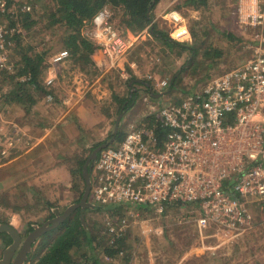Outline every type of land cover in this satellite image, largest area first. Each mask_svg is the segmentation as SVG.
<instances>
[{
  "label": "rangeland",
  "instance_id": "obj_1",
  "mask_svg": "<svg viewBox=\"0 0 264 264\" xmlns=\"http://www.w3.org/2000/svg\"><path fill=\"white\" fill-rule=\"evenodd\" d=\"M184 1L164 0L165 10L153 23L172 39L187 46L194 43L190 28L193 25L203 27L210 36L209 41H213V46L224 50L222 57L207 56L204 42L196 46V51L190 47L188 50H181L177 46L169 48L162 41L155 39L146 28L139 34L127 31L125 36L130 37L133 45L118 67H112L108 58V66L105 70L100 69L101 63L97 64L99 72H93L90 66H83L81 62L71 58H68L66 63L54 67L57 76L66 73L78 77V83L73 84L71 80L69 85L76 92L74 96L79 94L80 101L85 102L84 106L91 109L88 110L92 113L87 115L88 120L95 116L97 119L101 118L91 125L79 122L77 133L80 137L75 139H72L70 133H66L65 130L61 131L60 143L65 146H60L58 149L62 151L60 153L66 164L75 169L78 160L88 158L98 143L110 141L117 118L122 111L124 114L119 131L123 129L127 133L133 126L146 121L149 113L154 111L153 107L156 108L159 104L169 105L193 91L201 90L214 76L252 57L261 41L264 45V23L256 26L242 23L236 12V1L208 0L205 8L187 6ZM43 3L12 0L10 4L14 6L16 16L22 10L28 11L24 7L30 5L36 8L33 12L34 17L44 18L36 19L38 25H34L29 31L24 30L18 20L13 26L17 27L18 33L24 34L22 38L24 47L34 46L36 51L50 49L44 64L51 67V57L55 53L61 50L69 52V50L61 40L64 27L51 26L48 19L50 11ZM109 8L112 11L111 21L114 25L120 26L121 13L110 6ZM170 10L181 13L183 17L181 24L170 25V22L163 17ZM87 24L82 28L83 35ZM185 25L190 32L188 40H183L187 35L184 33L187 32ZM229 32L232 33L233 38L226 37ZM93 59L99 62L97 58ZM17 68V65H14V73L17 72ZM174 76L177 77L175 82ZM163 79H168L170 85L167 89L160 90L158 83ZM76 86H79V90ZM8 89L5 87L4 92ZM53 90L56 99L48 101L43 97L37 106L52 108L53 113H56L63 100L61 88L57 86ZM157 93L161 97L157 96ZM131 94H134V98L130 106L120 112V104L115 97L125 99ZM10 109L7 108L6 111L13 115L14 109ZM8 122L5 116L0 117V127L6 124L5 127L9 131ZM7 139H0V143L6 145ZM80 184L82 185V182ZM41 185H48L51 190L55 189V183L52 181ZM69 185H62L67 195V200L63 201L62 206L73 204L71 203L75 195L73 190L76 189L73 188V178ZM247 206L253 216L252 227L232 232L203 221L204 214L196 204L172 205L163 213L149 206L109 205V209L88 211L87 221L91 226L95 223L101 226L99 230L103 231L100 235L102 238L106 236L107 242L108 237L109 240L111 239L108 231V234L104 233L108 221L117 224L122 231L120 239L123 238L125 248L117 256L111 258L103 254L102 248L96 249L95 255L98 256L101 264H264V200L249 199ZM56 208L60 212L65 210ZM128 211L133 214H128ZM5 213L9 217V214ZM46 214L47 212L44 211L40 215L33 216L35 221L41 222V225L46 222ZM123 218H127V223L120 226V220ZM84 222L86 223V219ZM26 228L22 231L23 236L26 235ZM90 259L87 264H92L91 256Z\"/></svg>",
  "mask_w": 264,
  "mask_h": 264
},
{
  "label": "built area",
  "instance_id": "obj_2",
  "mask_svg": "<svg viewBox=\"0 0 264 264\" xmlns=\"http://www.w3.org/2000/svg\"><path fill=\"white\" fill-rule=\"evenodd\" d=\"M236 12L242 23L261 25L264 0H236ZM163 17L175 26L183 21L177 10ZM111 18L109 6L103 7L84 35L118 67L133 42ZM12 21H17L14 6L0 0V69H12L18 33ZM259 44L252 57L214 76L201 90L153 107L147 116L152 124L142 121L120 143L103 148L91 172L90 200L98 206H149L159 213L176 204H196L203 221L222 230L251 228L247 201L264 200V45ZM69 55L61 50L51 57L46 85L55 84L54 67ZM169 85L168 79L158 83L160 90ZM126 223L123 218L119 225ZM106 229L111 243H117L121 229L112 221Z\"/></svg>",
  "mask_w": 264,
  "mask_h": 264
},
{
  "label": "trees",
  "instance_id": "obj_3",
  "mask_svg": "<svg viewBox=\"0 0 264 264\" xmlns=\"http://www.w3.org/2000/svg\"><path fill=\"white\" fill-rule=\"evenodd\" d=\"M29 2L38 4L42 3L49 9L48 19L51 26L64 27V32L61 36V40L69 50V58L74 59L76 62H81L82 65H88L93 68V72H99V70H105L108 66L107 57L103 54L101 47L93 43L82 34V28L85 24L90 23L94 16L103 9L105 6H110L113 9L121 13L120 26H116L120 32L125 35L127 31L134 33H141L146 28L155 39L162 41L169 48L174 46L180 47L181 50H188L190 47L193 51H196L197 45H206L205 54L209 57L220 58L224 54V50L213 46V41H209L210 36L203 27L193 25L190 28L192 38L194 40L193 45L177 42L172 39L163 29H160L156 23H152L154 14L153 9L159 3L160 0H28ZM236 1V0H233ZM12 3V0H8ZM184 4L187 6H193L194 8H205L208 5V0H185ZM34 9V10H33ZM36 8H32L28 11L22 10L17 14V20L22 28L29 31L34 25H38L36 19H44L43 17H34ZM19 15V16H18ZM18 21H12L10 25H15ZM15 23V24H14ZM187 34V32H184ZM23 33H17L15 39L17 40V46L11 53V66L12 69H0V112H2L5 118L13 120L16 111L18 113L23 111L22 118L26 115H30V111L33 106L37 105L41 99L46 98L47 95H51L53 100L56 99L53 88L54 85H46V78L48 76L47 70L49 65L44 64L46 56L49 54L50 49L46 51H36L34 46L24 47L22 43ZM188 35V34H187ZM226 37L233 38L232 33H227ZM93 58L99 60L95 61ZM14 60V61H13ZM100 64V69L98 67ZM17 65V72L14 73L13 67ZM13 72V73H12ZM25 78V79H24ZM174 76V82L176 81ZM8 87V91L4 92V88ZM147 87V86H146ZM148 88V87H147ZM120 104L121 110H126L130 103L133 101L134 94L130 97L121 99L115 97ZM181 99H177L175 102H180ZM7 108L14 109L13 115L7 112ZM10 109V110H11ZM19 116V114H17ZM150 124L153 123V118L146 119ZM47 124V122H46ZM126 135V132L122 129L119 131L116 137V143H120ZM10 138L9 131L4 128L0 131V139ZM106 142L98 143L96 147ZM1 148H4L3 144H0ZM87 158L80 159L77 162V166L74 169L72 167L73 188L76 189L73 201L71 203L79 202L84 194L86 183L83 177V166ZM82 182V185L80 184ZM54 190V191H53ZM51 190L48 185L32 186L31 194L21 195L23 200L15 206H12L10 195L1 197L0 203H3L6 207L14 208V211L20 213L24 222L28 224L27 234L34 230L33 224L35 216L40 215L44 211L45 221L55 217L54 208L59 207L66 209L68 205L62 206L63 201L67 200V195L63 187H55ZM109 209L108 206H99L96 208L85 209L86 223L81 219V209H77L70 217L63 221L59 226L53 230L45 233L40 237V240L33 244V249L28 255V259L25 264H87L90 256L92 264H101L102 262L96 257V249L102 248L103 254L108 257L117 256L121 250L125 248L123 238L119 239L117 243H111L110 237L108 242L106 236L102 238L99 230L101 226L97 223L91 226L87 221L88 211H102V209ZM64 211V210H63ZM61 211V212H63ZM0 222L9 223V219H5L4 216L0 218ZM94 224V223H93ZM107 227H105L104 233L108 234ZM6 239L5 244L8 247L12 242V237L7 233H2ZM96 241L98 243H96ZM37 243V244H36ZM90 255V256H89Z\"/></svg>",
  "mask_w": 264,
  "mask_h": 264
},
{
  "label": "crops",
  "instance_id": "obj_4",
  "mask_svg": "<svg viewBox=\"0 0 264 264\" xmlns=\"http://www.w3.org/2000/svg\"><path fill=\"white\" fill-rule=\"evenodd\" d=\"M163 2L164 0L159 1L153 9V21L165 10ZM185 27L188 35L184 36L183 40H188L190 32L186 25ZM71 80L73 84L79 82L77 76L72 77V75L66 73L57 76L54 86L61 88V99L63 101L56 113H53L52 108L35 105L31 109L30 115L22 118L23 113H18L19 116L14 115L13 120L8 122L10 124L11 139L6 145L3 144L6 148L5 153L3 152L4 148H0V196L10 195L12 206H16L19 200L24 198L21 195L26 194L29 196L32 186H40L51 181L55 183V187L71 184L72 167L66 164L60 153L62 151L58 149L60 146H65V144L60 143L62 139L61 131L65 130L66 133H70L72 139H75L80 137L77 133L79 122L80 124L91 125L101 120V118L97 119L96 116L90 121L88 120L87 115L92 114L88 110L91 109L84 106L85 102L80 101L79 94L74 96L76 92L69 85ZM76 88L79 90V86H76ZM46 99L48 101L53 100V98L49 100L48 95ZM0 114L1 117L3 114L2 112ZM5 125L0 127L1 131L4 130ZM5 212L9 214L10 218L7 217ZM2 216L9 219V224L15 227L24 239L25 236H23L22 231L25 227H27L26 230L28 229V224L23 221L20 213L15 212L14 208L6 207L3 203H0V218ZM40 223V221H37L33 224V227L40 225ZM5 239L0 234V259L7 248ZM38 241L36 242L38 243Z\"/></svg>",
  "mask_w": 264,
  "mask_h": 264
},
{
  "label": "water",
  "instance_id": "obj_5",
  "mask_svg": "<svg viewBox=\"0 0 264 264\" xmlns=\"http://www.w3.org/2000/svg\"><path fill=\"white\" fill-rule=\"evenodd\" d=\"M152 91V90H151ZM160 96V94H157ZM124 111H122L116 121L115 131L110 141L103 143L100 146L94 148L87 158L83 166V177L85 179L86 188L84 194L79 202L69 205L63 212H60L58 208L55 209V217L47 220L41 225H35L34 230L28 233L23 239L21 234L15 227L9 223L0 222V234H9L13 242L4 250L3 257L0 259V264H25L28 259L29 253L33 249V244L45 233L53 230L59 226L63 221L70 217L77 209H81V219L84 222V211L87 208H96L97 205L90 201V193L92 187L91 172L93 166L97 160L99 152L113 144L116 141L120 129V122L123 117Z\"/></svg>",
  "mask_w": 264,
  "mask_h": 264
},
{
  "label": "flooded vegetation",
  "instance_id": "obj_6",
  "mask_svg": "<svg viewBox=\"0 0 264 264\" xmlns=\"http://www.w3.org/2000/svg\"><path fill=\"white\" fill-rule=\"evenodd\" d=\"M50 220V219H49Z\"/></svg>",
  "mask_w": 264,
  "mask_h": 264
}]
</instances>
